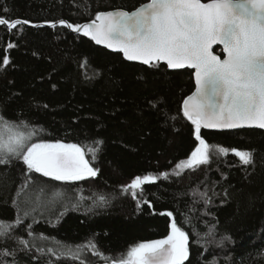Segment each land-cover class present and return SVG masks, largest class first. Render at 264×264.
I'll return each mask as SVG.
<instances>
[{
	"label": "trees",
	"instance_id": "16d2710c",
	"mask_svg": "<svg viewBox=\"0 0 264 264\" xmlns=\"http://www.w3.org/2000/svg\"><path fill=\"white\" fill-rule=\"evenodd\" d=\"M147 1L0 0V17L31 21L22 30L18 26L11 32L0 26V62L4 55L10 58L8 66H0V113L40 129L36 141L59 140L81 146L103 141L95 161L86 155L93 167L100 168V174L85 181L60 182L33 173L35 185L21 192L25 182L22 162L0 165V221L15 222L18 192L19 201H23L34 198L38 187H44L41 199L47 202L60 189L71 203L57 197L66 206L57 204L51 212L43 208L31 212V205L21 204L31 214L14 234L32 240L25 231V226L32 224L37 237L43 234L73 247L93 241L109 257L121 258L131 246L165 237L169 218L159 213L173 211L178 221L187 213L195 225L182 224L190 234V264H209L213 259L219 264H264V130H202L210 144L253 150L254 166L241 165L231 152L220 159L213 156L207 168L201 166L195 172L145 185L143 199L153 207L138 208L137 200L125 193L123 186L137 175L171 173L197 144L192 126L181 112L183 100L195 89L194 72L131 62L121 52L109 51L82 33L45 23L63 19L84 24L99 12L131 11ZM8 42L16 47L6 50ZM215 51L223 55L220 47ZM162 113L175 120L164 119ZM197 191H208L212 203L204 205L200 197L193 196ZM81 194L84 199L73 207ZM99 195L108 198L104 206H96ZM213 225L215 241L223 236H230L231 241L223 246L209 243L205 251L195 243V233L204 238ZM48 243L51 246L53 241ZM3 248L16 249L17 243L0 240ZM4 259H14L16 264H45L51 258L33 249L17 250L14 257ZM54 264L79 262L62 259Z\"/></svg>",
	"mask_w": 264,
	"mask_h": 264
},
{
	"label": "snow or ice",
	"instance_id": "6c2138e0",
	"mask_svg": "<svg viewBox=\"0 0 264 264\" xmlns=\"http://www.w3.org/2000/svg\"><path fill=\"white\" fill-rule=\"evenodd\" d=\"M4 11L9 9L5 8ZM45 23L52 28L59 24L82 33L97 45L123 53L128 61H139L151 67H158L163 62L168 69L194 70L195 91L183 100L181 112L183 118L190 122L197 144L190 156L179 161L171 173L137 175L123 186L122 190L130 192L132 198L137 200L138 208L142 205L153 207L150 201L143 199L145 185L161 179L168 180L170 176L180 177L186 171L195 172L201 166L207 168L213 163V156L220 159L231 152L241 165L254 166L253 150L210 144L202 130L264 129V0H150L132 11L117 9L99 12L84 24H73L63 19ZM29 24V20L0 17V26H5L9 32L18 26L22 30L24 25ZM216 45L222 46L223 59L214 52ZM14 47L15 44L8 42L6 50ZM9 64V56L4 55L0 66ZM84 66L82 64L81 68ZM162 116L175 120L167 113H162ZM40 131L23 121H11L0 113V165L22 162L25 182L21 192L30 184L35 185L33 173L60 182L85 181L100 174V168L93 167L86 155L90 154L91 161H95L103 141H97L96 146H81L59 140L36 141ZM44 195V187H38L34 198L29 196L23 201H19L20 193H17L19 202L14 201V205L19 211L15 222L0 221V240H15L17 248L0 249V264H16L14 259L8 261L4 258L14 257L17 250L32 252L33 249L51 258L45 264H54V261L62 259L78 261L79 264H95L88 259V253L100 264H190V234L182 224L195 225L187 213L178 221L173 211L160 212L159 215L169 218L168 234L161 239L131 246L121 258L109 257L93 241L73 247L43 234L37 237L32 224L25 226L32 240L15 235L16 229L31 212L39 208L51 212L57 204L66 206L57 197H64L71 203V199L60 189L55 190L52 199L47 202L41 199ZM224 195H227V191ZM193 196L200 197L204 205L212 203L208 191H197ZM82 199L81 194L73 207L79 206ZM107 203L106 196L97 197L96 206ZM21 204L31 205V212L22 209ZM63 214L60 213V216ZM214 230L215 225L204 234V238L196 232L195 243L207 251L209 243L223 246L226 241H231L230 236L215 241ZM49 241H53L51 246ZM209 264H219V261L213 259Z\"/></svg>",
	"mask_w": 264,
	"mask_h": 264
},
{
	"label": "water",
	"instance_id": "95a60500",
	"mask_svg": "<svg viewBox=\"0 0 264 264\" xmlns=\"http://www.w3.org/2000/svg\"><path fill=\"white\" fill-rule=\"evenodd\" d=\"M147 2H150V0H148ZM147 2H145V3H147ZM202 2H204L203 0H202ZM118 9H121V8H118ZM112 10H117V9H112ZM112 10H108V11H112ZM122 10H126V9H122ZM127 11H129V10H127ZM132 11V10H131ZM104 12H106V11H104ZM99 46H102V47H105L104 45H99ZM217 47H220V48H222V46H220V45H216V46H214V52L216 53V54H219V53H217L216 51H215V49L217 48ZM106 49H108L109 51H112V52H118V51H115V50H112V49H109V48H107V47H105ZM123 54V53H122ZM220 55V54H219ZM221 56V58L223 59L224 58V53H223V55H220ZM131 62H135V63H138V64H142L141 62H139V61H131ZM160 64H164L163 62H161ZM142 65H144V64H142ZM184 69H189V70H191V71H193L194 72V70L193 69H190V68H184ZM170 70H182V69H170ZM194 82H195V77H194ZM196 87V86H195ZM194 91H195V89H194ZM193 91V92H194ZM192 92V93H193ZM191 93V94H192ZM190 94V95H191ZM186 99V98H185ZM245 129H258V128H245ZM236 130H242V129H236ZM236 130H208V131H236ZM260 130H264V129H260Z\"/></svg>",
	"mask_w": 264,
	"mask_h": 264
}]
</instances>
